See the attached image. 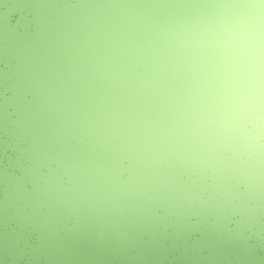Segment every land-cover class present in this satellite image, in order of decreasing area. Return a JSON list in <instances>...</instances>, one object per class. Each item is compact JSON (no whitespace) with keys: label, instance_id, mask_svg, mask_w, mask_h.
Returning <instances> with one entry per match:
<instances>
[{"label":"water","instance_id":"1","mask_svg":"<svg viewBox=\"0 0 264 264\" xmlns=\"http://www.w3.org/2000/svg\"><path fill=\"white\" fill-rule=\"evenodd\" d=\"M231 2L0 0V264H264V101L219 135L182 65Z\"/></svg>","mask_w":264,"mask_h":264},{"label":"clouds","instance_id":"2","mask_svg":"<svg viewBox=\"0 0 264 264\" xmlns=\"http://www.w3.org/2000/svg\"><path fill=\"white\" fill-rule=\"evenodd\" d=\"M233 6L243 11L191 38L201 53L189 69L199 101L193 116L223 136L239 135L249 99L257 107L264 101V0H236Z\"/></svg>","mask_w":264,"mask_h":264},{"label":"rangeland","instance_id":"3","mask_svg":"<svg viewBox=\"0 0 264 264\" xmlns=\"http://www.w3.org/2000/svg\"><path fill=\"white\" fill-rule=\"evenodd\" d=\"M235 3H236V0H232L231 7L232 8H235L236 13H239L240 14L243 10L240 9V8L234 7L233 5H235ZM262 7H264V6H262ZM209 8H213L212 4L209 5ZM214 16H216V15H214ZM182 65H184L186 67H191L192 66V64L191 63H188V61H186V60L182 63Z\"/></svg>","mask_w":264,"mask_h":264}]
</instances>
